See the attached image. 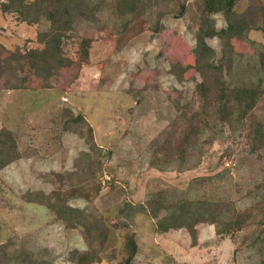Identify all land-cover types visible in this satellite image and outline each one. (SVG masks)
I'll list each match as a JSON object with an SVG mask.
<instances>
[{
	"label": "rangeland",
	"instance_id": "1",
	"mask_svg": "<svg viewBox=\"0 0 264 264\" xmlns=\"http://www.w3.org/2000/svg\"><path fill=\"white\" fill-rule=\"evenodd\" d=\"M203 3L83 0L62 49L39 41L46 19L26 22L0 8V131L14 156L0 162V264H119L127 235L137 247L129 264L260 263L242 229L222 238L201 222L195 233H159L146 207L162 191L169 201H227L264 219V146L250 149L245 125L264 120V71L255 66L264 35L220 32L206 39L209 50L197 49ZM250 13L264 28V0L234 6L238 16ZM212 18L217 30L226 26L221 14ZM44 47V57L30 55ZM197 53L215 62L213 75L205 60L198 72ZM205 76L214 87L259 85L246 123L218 122L197 87ZM192 125L182 161L176 145ZM163 142L173 156L151 167Z\"/></svg>",
	"mask_w": 264,
	"mask_h": 264
},
{
	"label": "trees",
	"instance_id": "2",
	"mask_svg": "<svg viewBox=\"0 0 264 264\" xmlns=\"http://www.w3.org/2000/svg\"><path fill=\"white\" fill-rule=\"evenodd\" d=\"M240 0H204L202 12L205 16V23L201 27V33L196 36L197 49L209 50L211 47L206 43V39L214 37L220 32H226L231 36L245 38L246 32L251 28L262 29L260 25L252 23V13L248 16H238L234 14V6ZM83 4V0H4L0 2V8L4 12L16 11L21 15V20L26 22H36L46 19L49 22V29L42 31L38 35L39 41H53L56 46L61 48L63 43L62 38L65 33L72 29V24L75 15L79 13V8ZM215 14H221L226 23L225 27L217 30L214 25ZM246 15V14H245ZM80 47L84 55L88 54V41L81 40ZM44 50H31L30 55L34 58L44 57ZM197 52V51H195ZM41 56V57H40ZM196 56V55H195ZM203 56V55H202ZM205 60V74L209 72L213 75L217 67H213L214 61H210L207 57H199L198 53L195 57V62L198 65V72L202 73L200 61ZM257 72L264 71V54L256 59ZM215 66V65H214ZM198 90L203 95L205 103L215 104L213 110L218 122L221 124L232 125L234 119L237 123H246V119L250 117L251 111L255 108L257 96L259 95V85L255 86H211L205 76V81L202 80L197 84ZM206 108V107H205ZM208 120V118L206 119ZM206 122V121H205ZM249 126L248 136L251 138L252 150H259L264 146V120L261 121L255 116L250 122L245 124ZM195 127L192 125L186 132H182L179 143L176 145L178 152L182 154V161H185L184 153L186 148L192 142V135H195ZM9 133L5 130L0 131V162L1 165H6L12 161L14 156L11 155L9 149ZM169 139L166 140L168 144ZM166 143L157 144L153 150V155L150 160V166L163 169L166 163L169 162L170 149ZM4 149H7L4 151ZM199 178V180H207ZM160 191L153 193L146 200V207L150 215L156 219L157 232H165L169 229L185 227L192 233H195V226L198 223L205 222L213 225L215 233L219 236H225L233 233V229H242L245 231L241 235V242L254 246L258 253L263 256L259 264H264V219L251 218L250 215L241 213L226 202L214 199H194L187 200L186 198L177 199L175 201L167 200V195ZM224 238V237H222ZM127 256L124 261L119 264H129L133 255L136 252V243L132 235L126 237Z\"/></svg>",
	"mask_w": 264,
	"mask_h": 264
}]
</instances>
